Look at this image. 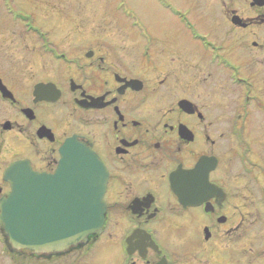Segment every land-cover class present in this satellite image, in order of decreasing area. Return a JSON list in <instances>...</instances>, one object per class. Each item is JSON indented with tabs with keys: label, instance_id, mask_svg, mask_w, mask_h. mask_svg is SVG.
I'll list each match as a JSON object with an SVG mask.
<instances>
[{
	"label": "flooded vegetation",
	"instance_id": "1",
	"mask_svg": "<svg viewBox=\"0 0 264 264\" xmlns=\"http://www.w3.org/2000/svg\"><path fill=\"white\" fill-rule=\"evenodd\" d=\"M194 2L152 0L157 31L130 15V52L86 22L64 45L34 18V68L0 63V201L13 164L53 174L75 139L104 172V221L57 253L15 250L0 229L3 254L264 264V0Z\"/></svg>",
	"mask_w": 264,
	"mask_h": 264
},
{
	"label": "water",
	"instance_id": "2",
	"mask_svg": "<svg viewBox=\"0 0 264 264\" xmlns=\"http://www.w3.org/2000/svg\"><path fill=\"white\" fill-rule=\"evenodd\" d=\"M60 154L53 174L35 173L25 163L7 169L10 190L0 201V229L9 247L57 253L100 232L105 175L99 162L75 139Z\"/></svg>",
	"mask_w": 264,
	"mask_h": 264
},
{
	"label": "rangeland",
	"instance_id": "3",
	"mask_svg": "<svg viewBox=\"0 0 264 264\" xmlns=\"http://www.w3.org/2000/svg\"><path fill=\"white\" fill-rule=\"evenodd\" d=\"M174 1L182 7L196 11L194 0ZM130 15L137 22L143 24L145 21L155 31L160 26L158 9L152 7V0H0V63L7 69L34 68L36 39L33 33L25 32L28 27L34 29V18L39 25L42 22V26L45 24L49 27L52 24L56 42L64 45L66 40L63 36L69 34L71 37H78L79 33L74 30V25L85 27L86 22L87 27L102 26L99 29L102 37L113 38L119 49L125 48L126 52H130L137 41L134 40L132 44V37H140L128 25ZM35 25L39 27L36 23ZM100 33L95 32V35ZM120 38L127 40L122 42ZM0 264L38 263L29 257H19L8 252L5 255L0 248Z\"/></svg>",
	"mask_w": 264,
	"mask_h": 264
}]
</instances>
